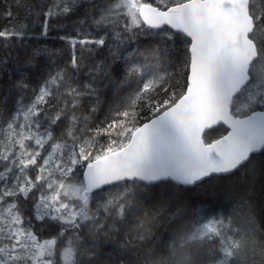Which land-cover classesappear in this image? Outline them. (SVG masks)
I'll use <instances>...</instances> for the list:
<instances>
[{
  "label": "snow or ice",
  "instance_id": "1",
  "mask_svg": "<svg viewBox=\"0 0 264 264\" xmlns=\"http://www.w3.org/2000/svg\"><path fill=\"white\" fill-rule=\"evenodd\" d=\"M0 21V264H139L156 194L130 181L178 191L264 149V0H5ZM176 213L226 246L230 216Z\"/></svg>",
  "mask_w": 264,
  "mask_h": 264
},
{
  "label": "trees",
  "instance_id": "2",
  "mask_svg": "<svg viewBox=\"0 0 264 264\" xmlns=\"http://www.w3.org/2000/svg\"><path fill=\"white\" fill-rule=\"evenodd\" d=\"M7 2L12 4V0ZM4 8L5 0H0V12ZM3 23L6 21H0V24ZM49 43L55 44L52 41ZM144 47L148 45H144L141 52ZM180 48L182 44H174L169 52H175L178 58L182 55ZM132 59L140 66L145 63L144 56L137 55ZM169 66L171 65L166 61L165 67ZM125 95L126 91H121L116 96L109 89L104 94V104L98 119H102L108 108ZM253 161L256 162L255 168L250 167ZM131 183L136 184L141 192L150 189L156 194L152 198L141 199V208H149L154 214L149 215L144 211L138 213V218L145 225L144 234L139 239L134 238L135 243L143 246L135 248L133 253V259H138L139 264H264V149L253 155L249 163L227 176L212 177L192 187L179 186L178 191H175L177 185L171 182L154 185L137 181ZM250 187V199L255 207L234 212L235 197ZM169 199L171 203L158 211L148 205ZM177 207L202 211L205 214L204 219L219 214L230 216L226 246L222 247L223 241L218 231L210 237L189 240L193 228L204 221L197 220L191 214H177ZM170 214L173 219H169ZM94 238L100 240L103 236ZM111 238L117 239L115 235ZM224 250H227L226 254Z\"/></svg>",
  "mask_w": 264,
  "mask_h": 264
},
{
  "label": "rangeland",
  "instance_id": "3",
  "mask_svg": "<svg viewBox=\"0 0 264 264\" xmlns=\"http://www.w3.org/2000/svg\"><path fill=\"white\" fill-rule=\"evenodd\" d=\"M22 17H23V12L20 13V18ZM9 111H11V102L9 104ZM197 228H200V231H196ZM216 232H217V226L215 224L209 225L208 227H203V222H202L201 224L196 225L193 228V231L189 236V240L210 237ZM193 236H195L194 239H193ZM226 252L227 250H224V254H226Z\"/></svg>",
  "mask_w": 264,
  "mask_h": 264
},
{
  "label": "water",
  "instance_id": "4",
  "mask_svg": "<svg viewBox=\"0 0 264 264\" xmlns=\"http://www.w3.org/2000/svg\"><path fill=\"white\" fill-rule=\"evenodd\" d=\"M263 150V149H262ZM261 150V151H262ZM260 151V152H261ZM259 152V153H260ZM255 154H258V153H255ZM255 154H253V155H255ZM229 175V174H228ZM222 176H227V175H222ZM220 177V176H219ZM134 181H137V182H140V183H142V184H145V185H149L146 181H144L143 179H139V178H137V179H135ZM131 182V181H130ZM160 182H171V183H173V184H175V182L174 181H172L170 178L169 179H167V180H164V181H159V182H156V183H153V184H151V185H154V184H157V183H160ZM176 185V184H175ZM185 187V186H184ZM188 187H192V186H188Z\"/></svg>",
  "mask_w": 264,
  "mask_h": 264
},
{
  "label": "clouds",
  "instance_id": "5",
  "mask_svg": "<svg viewBox=\"0 0 264 264\" xmlns=\"http://www.w3.org/2000/svg\"><path fill=\"white\" fill-rule=\"evenodd\" d=\"M253 240H254V243H255L256 242L255 238H253Z\"/></svg>",
  "mask_w": 264,
  "mask_h": 264
}]
</instances>
